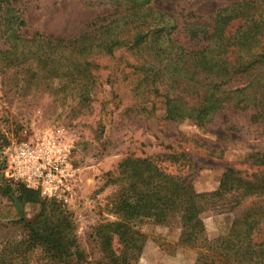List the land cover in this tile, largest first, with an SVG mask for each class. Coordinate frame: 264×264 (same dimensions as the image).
I'll return each instance as SVG.
<instances>
[{"label":"trees","instance_id":"trees-1","mask_svg":"<svg viewBox=\"0 0 264 264\" xmlns=\"http://www.w3.org/2000/svg\"><path fill=\"white\" fill-rule=\"evenodd\" d=\"M104 1L114 8L112 14L73 39L56 40L39 33L27 38L24 12L13 0H0V67L13 71L14 82L23 75L26 87L66 79L72 93L89 102L99 80L95 71L106 67L99 60L110 58L120 62L118 69L131 70L125 77L135 98L163 99L170 122L191 121L202 129L224 112L234 117L247 112L251 123L264 124V0L239 1L207 17L186 8L169 13L157 9L154 0H96ZM249 158L264 165L263 154ZM118 173L112 212L119 220L94 232L103 264H136L146 241L137 228L143 220L177 222L179 244L199 250L195 264H264V241L254 238L264 223V175L244 177L227 169L216 191L198 193L153 158L129 157ZM10 187L16 188L7 185L13 199L41 210L31 222L20 218L26 238L4 246L0 264H32L38 251L46 260L41 264L80 259L67 212L23 183ZM248 199L259 202L236 217L227 236L210 240L204 219L233 212Z\"/></svg>","mask_w":264,"mask_h":264},{"label":"rangeland","instance_id":"rangeland-1","mask_svg":"<svg viewBox=\"0 0 264 264\" xmlns=\"http://www.w3.org/2000/svg\"><path fill=\"white\" fill-rule=\"evenodd\" d=\"M239 1L243 0H154V4L169 13L186 8L207 17ZM13 3L24 12L27 38L39 33L56 40H70L88 31L100 16L114 12L107 1L99 5L96 0H13ZM99 63L107 68L95 71L99 80L89 102L72 93L66 79L26 87L23 75L14 82L13 71L0 67V167L5 150L23 142L54 137L73 147L79 178L76 195L65 205L47 200L59 205L72 220L82 256L70 259V264L104 263L94 232L100 225L119 220L112 212L120 191L115 179L119 164L129 157L156 159L163 170L187 180L198 193L216 191L227 169L244 177L264 175V165L249 158L264 155V124L251 123L250 113L234 117L233 113L224 112L202 129L191 121L170 122L162 98L143 102L134 97L125 77L131 70L118 69L120 62L110 58ZM7 185L16 190L10 187L15 183L6 179L0 168V250L24 240L26 232L19 224L20 218L31 222L41 210L39 205L21 204L13 199L6 193ZM258 202L248 199L233 212L210 214L204 219L207 237L215 240L227 236L236 217ZM137 228L146 241L136 264L196 263L199 250L179 244L181 230L177 222L159 225L153 220H143ZM254 238L259 243L264 241V223ZM114 247L119 248L117 242ZM31 257L32 264L46 263L40 251Z\"/></svg>","mask_w":264,"mask_h":264},{"label":"built area","instance_id":"built-area-1","mask_svg":"<svg viewBox=\"0 0 264 264\" xmlns=\"http://www.w3.org/2000/svg\"><path fill=\"white\" fill-rule=\"evenodd\" d=\"M1 172L13 183H23L49 201L71 203L79 188L73 147L60 139L45 137L5 150Z\"/></svg>","mask_w":264,"mask_h":264}]
</instances>
